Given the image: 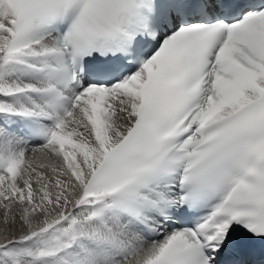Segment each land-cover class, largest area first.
<instances>
[{"label": "snow or ice", "instance_id": "1", "mask_svg": "<svg viewBox=\"0 0 264 264\" xmlns=\"http://www.w3.org/2000/svg\"><path fill=\"white\" fill-rule=\"evenodd\" d=\"M0 264H264V0H0Z\"/></svg>", "mask_w": 264, "mask_h": 264}]
</instances>
